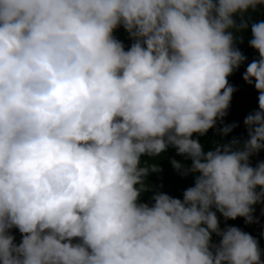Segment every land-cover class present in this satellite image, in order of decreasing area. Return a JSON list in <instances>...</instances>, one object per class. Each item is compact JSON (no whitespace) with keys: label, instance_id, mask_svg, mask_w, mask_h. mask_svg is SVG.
I'll list each match as a JSON object with an SVG mask.
<instances>
[{"label":"clouds","instance_id":"9594fccd","mask_svg":"<svg viewBox=\"0 0 264 264\" xmlns=\"http://www.w3.org/2000/svg\"><path fill=\"white\" fill-rule=\"evenodd\" d=\"M261 7L0 0V264H264V160L251 163L264 150V19L246 15ZM249 28L258 58L242 78L258 108L242 146L206 151L194 134L227 115V78L247 60L234 33ZM189 174L183 199L161 192ZM217 213L243 230L221 229Z\"/></svg>","mask_w":264,"mask_h":264},{"label":"trees","instance_id":"16d2710c","mask_svg":"<svg viewBox=\"0 0 264 264\" xmlns=\"http://www.w3.org/2000/svg\"><path fill=\"white\" fill-rule=\"evenodd\" d=\"M246 15L250 16L253 21L264 19V7L258 8L256 11H250ZM234 34L238 37L237 47H239V49L244 53V55L247 57V60L245 61L244 64L240 66L238 70L234 71L233 74L227 78L229 84L233 85L236 88V91L233 93L230 102V107L227 110V115L223 118L222 122L220 121L217 122V128L221 127L223 124L230 125L233 123H236L238 126H236L231 133H229L227 136L224 137H220L218 135L217 128L209 129L208 132L203 136L194 134V138L199 139V141L204 145L206 151L213 149L217 141L228 143L232 141L234 138L239 139L242 146L243 141L247 139V129L243 121L250 112L258 108L257 91L255 90L253 85H248L242 78V75L246 70L247 64L250 63L252 60L258 58V52L253 48H251L248 44V40L250 39V28L247 31L234 33ZM114 36L118 40L123 42L125 49H127L133 42L129 37V34L126 32V30L123 27L117 29L114 32ZM240 36L244 37V41L242 43L239 40ZM173 158L180 161L186 166H190L191 164L190 159H187L185 156L177 155L176 149L171 159ZM145 160L148 161L150 164L151 163L156 164L158 167L161 162L160 156L157 158H151L148 156L142 157V161ZM262 160H264V150L260 151L257 155L251 157L252 166H256V164ZM170 164L171 163H167L166 165H170ZM173 169L174 168L172 165L168 166L166 168V172L168 173ZM194 182H195V178L192 174H189L187 176L181 175L180 178H177V180L165 184L161 192L167 193L175 198L183 199L184 190L187 189L188 187L193 186ZM213 211H215V209H213ZM255 212L259 214L257 220L261 222V227H264V204L256 205ZM217 215L220 220L221 229L227 226H237L243 230L239 219L243 220L244 218L238 217L235 220L229 219L225 221L220 213H217ZM11 232L15 237V242L19 243L21 240V234L19 230L12 229ZM255 235L261 237L258 229L255 230ZM218 240L219 237L213 234V242H218ZM260 249L262 251L261 256H264V248L260 247Z\"/></svg>","mask_w":264,"mask_h":264}]
</instances>
